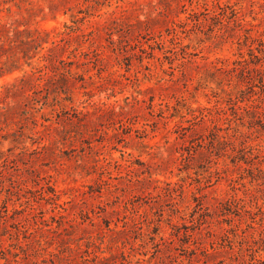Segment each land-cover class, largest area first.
I'll list each match as a JSON object with an SVG mask.
<instances>
[{"label":"rangeland","instance_id":"rangeland-1","mask_svg":"<svg viewBox=\"0 0 264 264\" xmlns=\"http://www.w3.org/2000/svg\"><path fill=\"white\" fill-rule=\"evenodd\" d=\"M0 21L50 34L0 73V264H264V0H0Z\"/></svg>","mask_w":264,"mask_h":264},{"label":"trees","instance_id":"trees-1","mask_svg":"<svg viewBox=\"0 0 264 264\" xmlns=\"http://www.w3.org/2000/svg\"><path fill=\"white\" fill-rule=\"evenodd\" d=\"M77 22V20H76ZM71 26H66V28H70ZM79 25H75L72 29L78 28ZM38 34H23L27 29L19 28V24L15 22H3L0 21V73H10L16 69L21 70V59L31 57L30 50H38L43 49V44L48 42L50 34H41V32L48 33L47 30H41L36 28L35 29ZM53 47L52 48H60L59 44L56 40L52 41ZM62 47V46H61ZM51 49V47H49ZM65 61L61 59L60 62ZM75 60H70L69 63L72 65ZM51 66H54L55 60H51ZM67 72H71L70 68H67ZM29 74L25 71L22 76L21 80H25ZM13 91L16 92L21 89L19 83H13ZM12 89V87H11ZM7 103V102H6Z\"/></svg>","mask_w":264,"mask_h":264}]
</instances>
